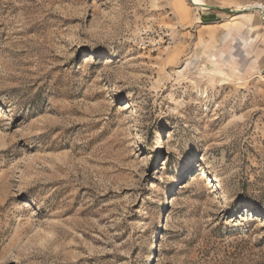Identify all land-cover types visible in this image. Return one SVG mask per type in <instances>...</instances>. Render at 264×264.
Listing matches in <instances>:
<instances>
[{"label": "rangeland", "instance_id": "obj_1", "mask_svg": "<svg viewBox=\"0 0 264 264\" xmlns=\"http://www.w3.org/2000/svg\"><path fill=\"white\" fill-rule=\"evenodd\" d=\"M255 2L0 0V264H264Z\"/></svg>", "mask_w": 264, "mask_h": 264}, {"label": "bare ground", "instance_id": "obj_2", "mask_svg": "<svg viewBox=\"0 0 264 264\" xmlns=\"http://www.w3.org/2000/svg\"><path fill=\"white\" fill-rule=\"evenodd\" d=\"M193 1H194L193 4H201L200 6L204 5L203 4V0H193ZM196 6H198V5H196ZM205 6H206V3H205ZM251 7H253V8H251ZM251 7L249 8V10H256L258 12H261L262 17L264 16V12H263L264 11V4L263 3H261V2H255V3L252 4ZM259 224H260V227H264V221H260Z\"/></svg>", "mask_w": 264, "mask_h": 264}, {"label": "water", "instance_id": "obj_3", "mask_svg": "<svg viewBox=\"0 0 264 264\" xmlns=\"http://www.w3.org/2000/svg\"><path fill=\"white\" fill-rule=\"evenodd\" d=\"M207 8L213 9V8H215V6H214V5H210V4H208ZM263 12H264V11H263ZM263 17H264V16H263Z\"/></svg>", "mask_w": 264, "mask_h": 264}]
</instances>
